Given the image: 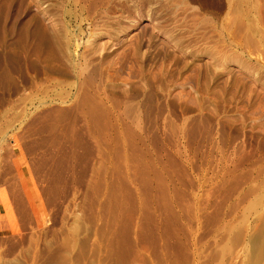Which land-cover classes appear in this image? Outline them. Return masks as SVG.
I'll return each mask as SVG.
<instances>
[{"label":"rangeland","instance_id":"rangeland-1","mask_svg":"<svg viewBox=\"0 0 264 264\" xmlns=\"http://www.w3.org/2000/svg\"><path fill=\"white\" fill-rule=\"evenodd\" d=\"M263 59L264 0H0V264H264Z\"/></svg>","mask_w":264,"mask_h":264},{"label":"bare ground","instance_id":"bare-ground-1","mask_svg":"<svg viewBox=\"0 0 264 264\" xmlns=\"http://www.w3.org/2000/svg\"><path fill=\"white\" fill-rule=\"evenodd\" d=\"M73 1V0H72ZM76 4V3H75ZM39 8V7H38ZM45 8V7H44ZM43 10V9H42ZM40 12V11H39ZM249 35V34H248ZM254 51V50H253ZM262 51V50H261ZM262 53V52H261ZM252 54V53H251ZM264 60V59H263Z\"/></svg>","mask_w":264,"mask_h":264}]
</instances>
